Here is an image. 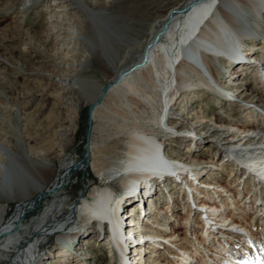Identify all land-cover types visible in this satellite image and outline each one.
I'll list each match as a JSON object with an SVG mask.
<instances>
[{"label":"bare ground","instance_id":"obj_1","mask_svg":"<svg viewBox=\"0 0 264 264\" xmlns=\"http://www.w3.org/2000/svg\"><path fill=\"white\" fill-rule=\"evenodd\" d=\"M98 2L0 0V67L26 74L9 46L11 32L22 33L23 52L61 60L52 86L70 94L65 110L72 115L42 126L44 134L7 140L0 204L18 206L8 216L0 205V264H90L95 248L116 264H237V251L252 249L264 259V0H179L149 25ZM155 5L165 9L162 0ZM41 8L45 40L77 41L80 61L41 51L42 41L24 29L25 14ZM9 20L12 31L2 28ZM95 56L111 75L105 83L87 75ZM199 101L215 102L218 116L195 118L190 107ZM85 108L92 110L89 148L58 167L51 147L60 155L75 144ZM94 133L108 145H94ZM176 142L188 143L193 159L212 152L222 160L210 166L209 159L186 161L180 149L170 155L166 147ZM82 171L84 191L72 201L66 187ZM176 173L181 183L170 177ZM202 211L228 246L216 233L204 238ZM243 229L257 245L236 234ZM55 237L56 255L45 252Z\"/></svg>","mask_w":264,"mask_h":264},{"label":"rangeland","instance_id":"obj_2","mask_svg":"<svg viewBox=\"0 0 264 264\" xmlns=\"http://www.w3.org/2000/svg\"><path fill=\"white\" fill-rule=\"evenodd\" d=\"M106 1L107 0H99L98 4H96L97 8H101L103 6V8L101 9H106V6L109 4L110 6H107L109 8V11H114L118 13L128 11L132 13L133 16L135 13H137V15L140 14L141 16L145 17L146 22L143 23L149 25V23H152L161 14H165L167 12V6L179 0H162V4L164 5L165 9L156 7L155 0H126L121 1L116 6L113 5L114 7L110 2L111 0H108V4L106 3ZM46 16L47 12L45 8H41L37 11L25 14L26 23L23 25L24 29H30L32 32L35 33L37 40L42 41V44L38 45L41 51L43 48H45L44 50H46L51 55H54V52L56 51L62 52L63 55L68 53V60H65V62L70 64H73V62L76 61L78 62V60L80 61L82 58L81 56L84 52V47L82 44L77 43V41L68 42V40L60 42H57L54 39H51L49 41L45 40V33L47 30L46 28L48 27L46 26ZM78 16L79 15H77L76 18L73 17V19L78 20ZM2 26L3 29H5V27L6 29L10 27L9 30L13 27H17V25L12 24L10 20L4 23ZM7 33L9 36L10 32L7 31ZM13 35L15 36V40L9 43V46L13 48V57H15L14 59L20 63L27 75L20 71L10 69L7 70V68H3L2 66L0 67V73L2 71H5V75L0 74V155L2 156L3 154H5L4 147H6V145H9L7 143V140L12 141L19 137L21 134H25V136L28 137H32L39 133L44 134L42 126H47L50 122L57 123L62 122L63 120H71L72 118V115H69V113L65 110L67 100H65L64 96H70V94H65L63 90L59 89V87L52 86L53 77H56L58 74V66L61 63V60L58 59V57L55 59L52 56H48V58H42L40 56L32 57V55H28L27 53L22 51L21 41H25V36L22 37V33L16 34V32H11V36ZM91 64V68L87 72V75L95 76L103 83L107 82L111 75L104 71L102 59H100L99 56H95L91 59ZM33 71L41 72L45 76L38 77L35 75H30L29 73ZM57 79H59V77H57ZM250 82H252L251 79H248L246 81V83ZM214 103L207 101H199L195 103L194 106L191 105L192 107H190V110L194 112V115L196 116L195 118H200L201 116L217 117L218 113L212 114V112L216 108ZM182 105L183 104H181V106ZM193 112L191 114L192 116ZM87 115V108H85L77 115L78 117L75 120L76 128L73 129L75 132L76 141L72 147L65 150L60 155L56 152L58 151L57 145H53L51 147L52 157L55 158L58 167L65 160L67 161L69 159H76L79 161L83 157L86 138L85 126L87 123ZM19 121L20 125L18 124ZM92 140L94 145H108V142L101 141L97 133H94ZM56 142H59L58 139H56L55 144ZM169 144L170 145L166 147V150L170 155H176L177 152H175L174 150L178 151V149H180L181 153H187L186 161L189 162L197 161L199 163L200 161H205V159H209V165L212 166L213 161L216 162L218 160H222V155L217 154L215 156V154H213L212 152L208 153L205 158L193 159L188 155L190 152V147L188 146V143L184 142L183 145H180L178 142L174 144ZM2 161L3 159L0 156V167H4L5 165V162ZM195 167L203 168L204 166L195 165L193 168ZM83 172L84 171L74 174L70 179V186L66 187L67 194L70 196V199L72 201L77 198H80V196H82L83 194L84 182L87 179L85 172ZM59 174L60 169L58 168L55 176ZM221 179L224 182H226L227 179L228 181H230L228 176L222 177ZM114 188L117 192V195H121L120 186L116 184ZM2 204L7 206L8 216H12L18 206L17 201L5 202L4 200H2L0 205ZM130 212L132 211L129 210L128 214ZM86 243L87 242H84L83 244ZM58 248L59 247L57 245V237H55L48 241V246L46 247L45 252L50 251L53 252L54 255H56V253H58V250H60ZM90 256H92L91 260H89L90 264H116L115 261L110 262L111 255L106 249L95 248V250H91Z\"/></svg>","mask_w":264,"mask_h":264},{"label":"water","instance_id":"obj_3","mask_svg":"<svg viewBox=\"0 0 264 264\" xmlns=\"http://www.w3.org/2000/svg\"><path fill=\"white\" fill-rule=\"evenodd\" d=\"M107 89H108V87H105L103 89L102 96L107 92ZM91 113H92V110L90 108L89 113H88V122H87V125L85 126L86 127V138H85V148H84L85 151L88 150V148H89V138H90V131H89V129L91 127V120H90Z\"/></svg>","mask_w":264,"mask_h":264}]
</instances>
